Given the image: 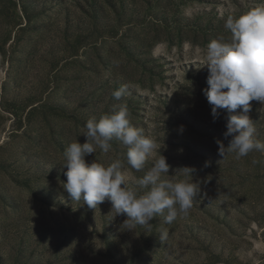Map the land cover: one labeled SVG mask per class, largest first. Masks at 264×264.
Returning <instances> with one entry per match:
<instances>
[{"label": "rangeland", "instance_id": "1", "mask_svg": "<svg viewBox=\"0 0 264 264\" xmlns=\"http://www.w3.org/2000/svg\"><path fill=\"white\" fill-rule=\"evenodd\" d=\"M264 0H0V264H264V153L218 155L227 115L213 121L207 45L230 38L229 16ZM127 85L128 94L112 93ZM255 138L264 107L252 101ZM126 104L133 127L157 142L142 170L127 146L87 156L122 162L127 186L159 155L200 192L171 224L122 227L105 201L89 209L64 191V151L86 122ZM239 111V110H238ZM183 126V131H181ZM259 163H253V161ZM206 162L208 166L205 167ZM167 178V177H165ZM167 232V238L160 239Z\"/></svg>", "mask_w": 264, "mask_h": 264}, {"label": "clouds", "instance_id": "2", "mask_svg": "<svg viewBox=\"0 0 264 264\" xmlns=\"http://www.w3.org/2000/svg\"><path fill=\"white\" fill-rule=\"evenodd\" d=\"M224 28L230 38L225 40L221 36L207 45L208 87L203 90L214 122L221 117V110L227 113L224 136L231 138L229 145L225 147L222 141L216 140L222 160L229 154L240 159L253 151L264 153V142L255 138V124L249 116L252 101L264 105V5L239 17L229 16ZM127 94V85H124L112 96L119 101ZM260 111L264 113V107ZM129 115L127 105L120 104L112 113L99 119L92 117L86 122L83 134L86 142H73L64 151L66 163L63 166L67 171L62 187L71 200L83 201L89 209L95 210L105 201L110 202L111 212L114 210L117 216L127 217L122 227L147 225L156 216L163 217V223L171 224L179 215L188 214L200 192L198 183L177 178L178 175L192 176L193 169L183 167L176 175L170 176V165L160 154L153 166L138 179L140 188L147 189L138 195L127 186L120 160L107 167L96 161H86V157L95 153L97 148L108 153L112 148L111 141L115 139L127 146V164L132 169L145 168L157 142L146 136L143 130L133 127ZM166 238L167 232L162 233L160 239Z\"/></svg>", "mask_w": 264, "mask_h": 264}]
</instances>
